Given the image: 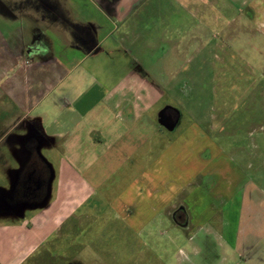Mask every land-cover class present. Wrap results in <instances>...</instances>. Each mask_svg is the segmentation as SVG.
Instances as JSON below:
<instances>
[{
    "label": "crops",
    "instance_id": "obj_1",
    "mask_svg": "<svg viewBox=\"0 0 264 264\" xmlns=\"http://www.w3.org/2000/svg\"><path fill=\"white\" fill-rule=\"evenodd\" d=\"M196 1L179 5L190 8ZM228 2L244 14L238 35L249 38L241 49L263 70L264 0ZM0 4V264H25L35 257L37 264L38 256L48 258L55 250L48 252L50 244L66 243L82 221L96 219L99 209L109 222L116 221L117 207L87 205L97 189L90 179L106 180L130 162L149 130L174 134L181 127L180 104H164L152 115L165 97L178 100L182 79L176 71L167 76V67L180 61L183 51L160 39L166 33L157 21L184 19L192 10L168 16L160 12V0ZM204 45L190 42L184 50L191 54L187 77H196L192 63L208 64L216 57L214 45ZM220 48L227 55L232 46ZM31 139L37 140L33 154L27 149ZM124 211L134 222L132 210ZM149 224L147 219L139 225ZM215 236L219 242L224 238ZM197 237L194 232L185 242L194 247ZM183 262L201 264L187 253L177 264Z\"/></svg>",
    "mask_w": 264,
    "mask_h": 264
},
{
    "label": "rangeland",
    "instance_id": "obj_2",
    "mask_svg": "<svg viewBox=\"0 0 264 264\" xmlns=\"http://www.w3.org/2000/svg\"><path fill=\"white\" fill-rule=\"evenodd\" d=\"M174 1L160 0V12L170 16L188 9L189 17L157 22L166 33L160 39L183 51L167 67V76L176 71L182 77L180 94L178 100L159 101L152 115L164 104H180L181 127L174 134L149 130L130 162L106 180L90 179L97 189L87 205L117 207L116 221L99 209L96 221H82L66 243L50 244L48 252L56 251L38 256L37 264H177L186 253L201 264H264V77L258 81L264 68L241 49L249 37L238 35L244 14L237 5L197 0L187 8ZM190 42L232 48L227 55L215 50L212 63H192L196 77L190 78L191 54L184 52ZM173 205L181 207V228L168 222ZM125 209L132 210L134 222L125 218ZM147 219L148 227H141ZM194 232L196 251L185 242ZM214 234L224 238L219 242ZM35 258L25 264H36Z\"/></svg>",
    "mask_w": 264,
    "mask_h": 264
},
{
    "label": "flooded vegetation",
    "instance_id": "obj_3",
    "mask_svg": "<svg viewBox=\"0 0 264 264\" xmlns=\"http://www.w3.org/2000/svg\"><path fill=\"white\" fill-rule=\"evenodd\" d=\"M1 5H3V4H0V6ZM6 6V5H5ZM7 7V6H6ZM166 117L167 118H170V114H169V112H167L166 113ZM28 146H27V149L29 150V152L31 153V154H33V152H35V149H36V147H37V140H33V139H31L30 140V143H28L27 144ZM21 194H23V196H27V194L24 192V193H21ZM29 197V196H28ZM180 209H181V207H179V206H176L175 205V207L173 208V210L171 211V213H170V218H171V220H172V222L173 223H175L176 225H178V226H181V220H182V216H181V212H180Z\"/></svg>",
    "mask_w": 264,
    "mask_h": 264
}]
</instances>
